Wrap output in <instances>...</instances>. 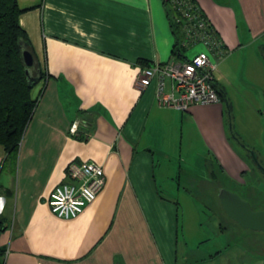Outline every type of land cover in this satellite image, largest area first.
Here are the masks:
<instances>
[{
  "label": "crops",
  "instance_id": "crops-1",
  "mask_svg": "<svg viewBox=\"0 0 264 264\" xmlns=\"http://www.w3.org/2000/svg\"><path fill=\"white\" fill-rule=\"evenodd\" d=\"M18 2L46 78L33 88L39 101L18 150L0 145V262L264 264L262 231L235 220L226 246L206 238L181 241V201L195 204L201 195L192 192L190 176L184 187L181 178L173 185L186 162L187 120L204 149L194 169L204 159L208 174L218 175L217 165L238 184L253 172L233 143L228 110L237 101L231 87H239L264 143V0H196L227 50L215 73L227 100L220 94L219 102L188 111L161 105L155 83H138L144 66L192 57V47L181 50L184 57L174 52L177 37L164 0ZM72 161L101 164L106 183L78 217L62 219L49 197L68 180ZM195 212L201 219L202 209Z\"/></svg>",
  "mask_w": 264,
  "mask_h": 264
},
{
  "label": "built area",
  "instance_id": "built-area-1",
  "mask_svg": "<svg viewBox=\"0 0 264 264\" xmlns=\"http://www.w3.org/2000/svg\"><path fill=\"white\" fill-rule=\"evenodd\" d=\"M173 6L178 12L175 20L185 37L182 46L190 48L201 43L203 49L186 60L142 67L138 83L142 88L155 83L157 101L180 111H188L195 104L217 103L221 97L215 73L218 62L227 53L223 40L211 31L214 25L197 2L173 0ZM71 132L78 133V122L72 125ZM66 174L68 180L53 189L49 205L57 217L72 219L97 198L106 183V175L103 166L94 161H72Z\"/></svg>",
  "mask_w": 264,
  "mask_h": 264
},
{
  "label": "rangeland",
  "instance_id": "rangeland-1",
  "mask_svg": "<svg viewBox=\"0 0 264 264\" xmlns=\"http://www.w3.org/2000/svg\"><path fill=\"white\" fill-rule=\"evenodd\" d=\"M201 48L203 49V45L201 43H197L192 46V48L188 49L187 52L193 56L195 51H198ZM232 79L234 82L239 84L240 79L236 76H233ZM231 90L237 95V101L234 103V110L232 112L233 115L231 114V109L228 110V129L233 137L232 140L235 147L242 154L247 156L252 165V171L255 172L257 177L252 175L253 172H248L246 176H244L246 180L245 184H238L237 182L232 183L231 180L228 177L226 178L216 165L215 169L218 173V177L214 178V176L208 174V170L205 169L204 159L201 160L203 163L201 169H194L192 166L195 165L197 167V164H199V154L204 152V149L187 120V124L184 127V141L181 146V151L183 152L182 157L185 158L186 162L183 169L175 170L177 177L174 180L173 185L178 184L179 179L181 178L180 182H182V186L184 187L187 184L186 178L190 176L192 178V192L200 193L201 198L198 199V203L196 202L195 204L189 197H185V200L181 201L182 218L183 220H186V226L184 229L185 232L184 234H181L180 237L181 241L187 240L192 243L206 238V240L210 239V245L216 242V247H223L233 239L231 238L232 234H230L231 231L229 230L236 224L226 216L225 211L220 204L219 193L221 188H226L240 193L245 198L247 197V192H253V194L257 193L259 197H264V176L256 167L252 157L248 154L249 152L242 146L243 144H246L248 148L255 150L259 155L260 162L264 166V143L262 142L261 135H258V130L254 127L252 119L249 120L247 118L248 112L253 113V110H251L250 105L247 103L246 99H244L242 93H240V88L237 87L235 90L231 87ZM248 122L249 126L247 125ZM172 171L173 168L170 169V172ZM199 208L203 211L201 219L197 216V212H195ZM199 219L201 220V225H198ZM221 227H223L224 230ZM228 228L230 229L228 230ZM182 232L183 231H181V233ZM259 233L262 238H264V232Z\"/></svg>",
  "mask_w": 264,
  "mask_h": 264
},
{
  "label": "trees",
  "instance_id": "trees-1",
  "mask_svg": "<svg viewBox=\"0 0 264 264\" xmlns=\"http://www.w3.org/2000/svg\"><path fill=\"white\" fill-rule=\"evenodd\" d=\"M192 1L196 2V0ZM164 4L177 37L174 52L176 55L184 57L181 50L185 49L182 46L185 37L175 20L178 12L173 6V0H164ZM24 11L25 9L20 7L18 0H0V145H3L9 153L18 150L38 104L39 96L33 97V88L46 78L41 67L40 71L37 69L40 62L30 37L20 21ZM201 11H203L202 8ZM211 31L219 34L214 26H211ZM25 50L30 51L34 57L35 63L32 67L27 66L24 62L23 53ZM77 136L83 137L84 135L80 133ZM213 175L214 178L218 177L215 172ZM249 193L253 197L250 198L248 195L249 197L245 198L239 194L251 202L258 203L255 207L264 206V197H259L257 193ZM225 214L232 220L226 212ZM232 221L234 222V220ZM0 264H5V260H1Z\"/></svg>",
  "mask_w": 264,
  "mask_h": 264
},
{
  "label": "water",
  "instance_id": "water-1",
  "mask_svg": "<svg viewBox=\"0 0 264 264\" xmlns=\"http://www.w3.org/2000/svg\"><path fill=\"white\" fill-rule=\"evenodd\" d=\"M23 55L25 64L29 67H32L35 63L32 53L28 50H25ZM216 85L219 92L223 94L227 100V96L225 95L224 91L220 89L218 84ZM242 146L249 152V155L252 157L256 167L264 176V166L260 162L257 152L248 148L246 144H243ZM219 198L222 207L230 218L237 221L245 228L264 232V209L254 210L250 203L242 198L239 193L226 188L220 189Z\"/></svg>",
  "mask_w": 264,
  "mask_h": 264
},
{
  "label": "flooded vegetation",
  "instance_id": "flooded-vegetation-1",
  "mask_svg": "<svg viewBox=\"0 0 264 264\" xmlns=\"http://www.w3.org/2000/svg\"><path fill=\"white\" fill-rule=\"evenodd\" d=\"M242 197V196H241ZM243 198V197H242ZM245 199V198H244ZM246 201H248L249 203H250V205H251V207L254 209V210H262V209H264V206H257V207H255V205L253 204V202H251V201H249V200H247V199H245Z\"/></svg>",
  "mask_w": 264,
  "mask_h": 264
}]
</instances>
